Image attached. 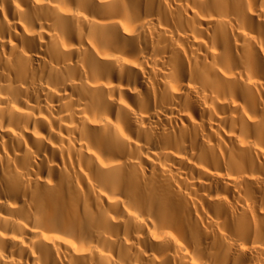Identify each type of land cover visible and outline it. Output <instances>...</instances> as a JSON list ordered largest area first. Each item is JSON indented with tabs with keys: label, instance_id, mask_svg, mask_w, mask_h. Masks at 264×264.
Here are the masks:
<instances>
[{
	"label": "bare ground",
	"instance_id": "obj_1",
	"mask_svg": "<svg viewBox=\"0 0 264 264\" xmlns=\"http://www.w3.org/2000/svg\"><path fill=\"white\" fill-rule=\"evenodd\" d=\"M0 264H264V0H0Z\"/></svg>",
	"mask_w": 264,
	"mask_h": 264
}]
</instances>
